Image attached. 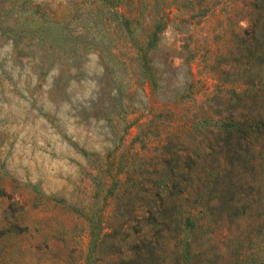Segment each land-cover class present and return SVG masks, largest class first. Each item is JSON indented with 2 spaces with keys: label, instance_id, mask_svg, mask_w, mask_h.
Wrapping results in <instances>:
<instances>
[{
  "label": "rangeland",
  "instance_id": "1",
  "mask_svg": "<svg viewBox=\"0 0 264 264\" xmlns=\"http://www.w3.org/2000/svg\"><path fill=\"white\" fill-rule=\"evenodd\" d=\"M256 1L0 0V264L84 263L91 227L93 264H177L204 189L196 264L231 263L229 239L264 216V136L241 165L214 120L255 112ZM205 164L236 188L206 187Z\"/></svg>",
  "mask_w": 264,
  "mask_h": 264
},
{
  "label": "trees",
  "instance_id": "2",
  "mask_svg": "<svg viewBox=\"0 0 264 264\" xmlns=\"http://www.w3.org/2000/svg\"><path fill=\"white\" fill-rule=\"evenodd\" d=\"M256 3L262 5L260 12L253 17L252 23L245 27V32H249L251 37L246 48V56L250 64L245 68L248 73L254 72V77L248 83L250 85L245 91L251 94L254 92L259 97L257 101L254 100L256 105L255 112L250 113L245 110L246 112H240L236 115L230 114L214 120L218 132L224 135L229 159L237 160L241 165L249 163V159L251 160L252 152L247 146L248 140L251 141L253 137H258L260 134L264 136V66L263 68L251 69L254 64H261L262 62L264 64V0L256 1ZM260 164L264 165V161L261 160ZM203 169L207 174L206 187L220 188L223 192L233 191L236 188L237 182H234L235 172L232 169L220 172L212 164L203 165ZM244 169L246 170L247 168L244 166ZM248 169L255 171L256 167L251 165ZM262 172L263 170L253 172V182L259 186ZM246 180L248 179L245 177L240 183ZM208 192L209 190L206 191V189L199 191L196 197H199V199L194 198L193 205L201 203L203 204L202 207L193 212L192 210L194 209H191L192 205H190L185 208L181 215L180 221L184 229V235L180 240L181 249L173 253V256L177 259V264H196L195 255L191 250L190 237L195 228H200L205 223H212L214 214H211L210 210L204 207ZM164 204H161L163 214L176 219L179 216L174 213V210L177 209V202L169 198ZM247 228L246 231H243L242 236L240 231L228 241L233 255L230 264H264V216L256 225L249 223ZM98 229L99 227L96 229L91 227L87 254L84 258V263L81 262L80 264H93L96 260L95 250L98 245ZM19 232L20 226H17L16 233ZM243 240H247L248 243H243Z\"/></svg>",
  "mask_w": 264,
  "mask_h": 264
}]
</instances>
